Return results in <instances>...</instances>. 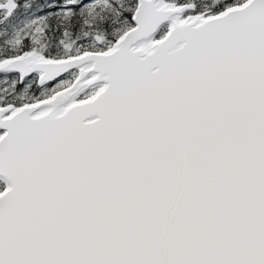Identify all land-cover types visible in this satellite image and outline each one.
<instances>
[{
  "label": "snow or ice",
  "instance_id": "snow-or-ice-1",
  "mask_svg": "<svg viewBox=\"0 0 264 264\" xmlns=\"http://www.w3.org/2000/svg\"><path fill=\"white\" fill-rule=\"evenodd\" d=\"M0 264H264V0H0Z\"/></svg>",
  "mask_w": 264,
  "mask_h": 264
}]
</instances>
